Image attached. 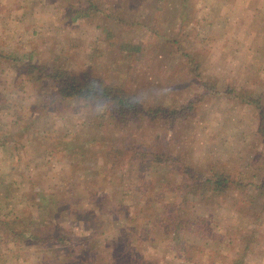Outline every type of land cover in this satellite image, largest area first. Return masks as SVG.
Masks as SVG:
<instances>
[{
  "label": "rangeland",
  "instance_id": "374dc122",
  "mask_svg": "<svg viewBox=\"0 0 264 264\" xmlns=\"http://www.w3.org/2000/svg\"><path fill=\"white\" fill-rule=\"evenodd\" d=\"M88 1L97 10L72 20ZM88 1L0 0V264H124L120 232L130 264H200L183 260L160 199L207 264H264V139L244 101L264 106V0ZM29 56L119 84L143 108H182L204 81L214 89L172 125L143 115L121 126L105 103L55 96L26 71ZM135 150L175 165L134 162ZM214 173L231 184L214 191ZM1 220L62 231L74 254L24 244Z\"/></svg>",
  "mask_w": 264,
  "mask_h": 264
},
{
  "label": "trees",
  "instance_id": "16d2710c",
  "mask_svg": "<svg viewBox=\"0 0 264 264\" xmlns=\"http://www.w3.org/2000/svg\"><path fill=\"white\" fill-rule=\"evenodd\" d=\"M94 8V4L88 1L85 6L73 11V14H76V16L72 18V20L75 21L83 16H86L87 13L92 11ZM94 10H97V8ZM25 59H28V62L24 64L28 73H36L38 79L43 75L45 76L46 80L51 81L55 84V96H57L61 100L79 101L80 103H105L106 106L110 109L113 122H116L121 126H125L131 121H135L143 115L148 116L151 120L165 121L172 125V123H174L178 119H184L188 117V115L193 113L195 111V106L202 101L205 95L209 94L214 89V84H212L211 82L204 81L202 82V85L204 86L205 93L194 97L193 100L189 101L182 108L177 109L166 106H159L155 108H143L141 103L133 96H129L121 85L100 80L94 77L88 71L74 73L69 70L55 69L51 72L48 71L44 65L35 64L32 61L31 56H29L28 58L25 57ZM244 101L246 104L252 105L257 109L259 115L257 133L260 135V137L264 139V106L260 103L259 98L252 99L248 97L244 98ZM0 141L4 142L1 138ZM115 152L123 154L122 151L119 150H115ZM133 155L135 157H140L141 159L133 158ZM131 157L134 162L135 160H137V163H141L142 161L144 163L150 162L155 165L165 163L166 165H168V167H173L175 165L173 158L167 157L164 153L154 154L135 150L133 154H131ZM177 166V169L179 170L181 168V165L179 166L177 164ZM184 169V172L189 174V167H184ZM211 183L213 185V190L219 191L223 187H228V185L231 184V180L226 174L214 173L211 175ZM256 187L258 188V190H260V192H264V177L261 179L259 184L256 185ZM158 203H160L163 208L165 205L164 212L161 218L164 219L162 225H164L166 229L168 228L169 231L175 235V240L179 241L177 246L179 247V253H181V255H184L182 256L183 260L189 263H194L196 255H199L198 260L200 264H207V259L209 258V255L207 254V250L204 249L206 248L204 247L205 245L203 244L204 246H197L191 243L190 239L184 240L182 238L183 234H188L189 232L187 228V220H184L185 224L183 225L182 222L178 221L179 218L177 217V215L173 216V214L170 213L169 210H171L173 206L171 207L168 204L163 203L161 199L158 201ZM174 218H176L177 221H174ZM1 223L4 224V226H7V232H9L10 234L13 233L14 236H17L18 239H20V241H22L24 244H29L37 247H47V245L49 244L58 245L62 248L67 247V251H72V253L74 254L71 240L63 236L61 234L62 231H59V235H55L56 237L53 236L54 234H46L47 237H43L39 236L33 229L14 232L10 227H8L11 226L10 222L1 220ZM125 237L126 235L123 232H120L118 234V238L116 240V244L114 246L113 251V253L115 254L114 260L119 263L130 264L128 262V259H126L125 257V253H127V249L131 247L128 246V243L125 242ZM62 248L60 249L62 250ZM247 248L248 246H246L245 244V251H248ZM183 249H185V251ZM186 251L189 253V255L185 256ZM205 255H207L208 258H202V256ZM221 260L223 261V259ZM239 262L240 261L238 259H232L231 264H239ZM220 263L227 264L226 262Z\"/></svg>",
  "mask_w": 264,
  "mask_h": 264
}]
</instances>
